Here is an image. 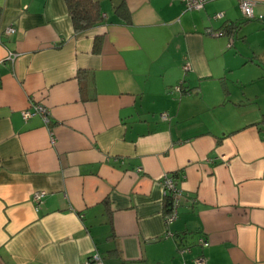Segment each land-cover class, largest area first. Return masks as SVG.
I'll use <instances>...</instances> for the list:
<instances>
[{
    "label": "crops",
    "instance_id": "obj_1",
    "mask_svg": "<svg viewBox=\"0 0 264 264\" xmlns=\"http://www.w3.org/2000/svg\"><path fill=\"white\" fill-rule=\"evenodd\" d=\"M93 1L0 0V264H264V0Z\"/></svg>",
    "mask_w": 264,
    "mask_h": 264
},
{
    "label": "built area",
    "instance_id": "obj_2",
    "mask_svg": "<svg viewBox=\"0 0 264 264\" xmlns=\"http://www.w3.org/2000/svg\"><path fill=\"white\" fill-rule=\"evenodd\" d=\"M208 1L210 0H180V2H182L184 5L185 11H200L203 9L204 5ZM253 7H254V3L251 1L241 0L239 2V9L242 13L243 19L252 20L254 18ZM14 32L15 30L11 27L7 28L4 31V33L7 35H11ZM15 58H17L16 54H9V57H8L9 60H14ZM189 70H190V66L188 64H185L183 66V71L188 72ZM173 91L176 93H180L181 87L176 86ZM29 107H30L29 110H26L21 113L23 120L26 121L32 116L38 115L42 118L44 123L49 122L48 110L43 104L31 103ZM160 119L163 121H166L168 120V116L166 114H162L160 115ZM161 184H162L164 196L169 197L170 199L169 212L163 218L165 226L168 227L177 220L178 208L180 205V200L182 198V191L177 186L176 181L173 178L172 174L165 175L162 179ZM43 196H44L43 193H35L33 195L34 202L39 203L40 199ZM197 244L204 248H206L209 245L208 242L202 237H200L197 240ZM90 261L95 264H103L101 258L97 254L93 255L90 258ZM194 264H206V262L204 258L200 257V258L195 259Z\"/></svg>",
    "mask_w": 264,
    "mask_h": 264
},
{
    "label": "trees",
    "instance_id": "obj_3",
    "mask_svg": "<svg viewBox=\"0 0 264 264\" xmlns=\"http://www.w3.org/2000/svg\"><path fill=\"white\" fill-rule=\"evenodd\" d=\"M65 5L67 7L69 16L72 21L73 29L75 32H83L85 30H88L102 22V13L99 8V5L94 2L93 0H64ZM122 7V6H121ZM120 7V8H121ZM119 8V9H120ZM244 21H249L246 19H243ZM239 28V25H229L226 30L227 33L230 34H236L237 30ZM100 38H96L94 41V52H99V43ZM178 86L181 87L180 94H189L192 91L191 90H184L182 88V83H180ZM264 125V116H262V119L259 123H256L255 126ZM175 181H177L178 174H172ZM177 184V182H176ZM164 207L165 211L168 213L170 208V199L169 197L164 198Z\"/></svg>",
    "mask_w": 264,
    "mask_h": 264
},
{
    "label": "rangeland",
    "instance_id": "obj_4",
    "mask_svg": "<svg viewBox=\"0 0 264 264\" xmlns=\"http://www.w3.org/2000/svg\"><path fill=\"white\" fill-rule=\"evenodd\" d=\"M179 97V96H178ZM192 102V101H191ZM193 103V102H192ZM207 115H208V111L205 113V116L203 117V118H205V117H207Z\"/></svg>",
    "mask_w": 264,
    "mask_h": 264
}]
</instances>
